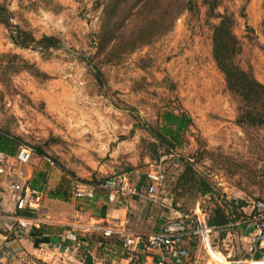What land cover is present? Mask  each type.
Listing matches in <instances>:
<instances>
[{
	"label": "rangeland",
	"instance_id": "obj_1",
	"mask_svg": "<svg viewBox=\"0 0 264 264\" xmlns=\"http://www.w3.org/2000/svg\"><path fill=\"white\" fill-rule=\"evenodd\" d=\"M101 1L0 0L14 12L16 24L37 37L53 35L62 41L58 49L21 48L0 24V55H8L0 67V127L19 137L20 145L46 152L26 167L33 179L46 173L44 188L53 189L67 176L72 192L77 183L129 169L137 182L166 167L171 181L181 171L175 165L190 163L215 191L214 197L199 195L192 213L200 207L208 217L218 195L227 201L264 199V126L238 123L241 103L213 57L219 19L208 15L202 0H193L194 11H163L169 0H162L158 11H141L146 0H130L120 11L128 44L122 43L121 57L110 61L105 55L114 42L98 53ZM183 1L186 5L188 0ZM216 11L234 18L242 46L236 60L264 83V0H219ZM154 22L150 31L156 37L145 45L139 40L133 48L136 43L130 40ZM13 55L25 60L23 69ZM93 65L100 67L103 82ZM165 110L185 111L194 124L183 147L162 163L144 124L157 125ZM174 187L159 188V204H140L145 210L157 204L166 221H175L183 213L174 204Z\"/></svg>",
	"mask_w": 264,
	"mask_h": 264
},
{
	"label": "trees",
	"instance_id": "obj_2",
	"mask_svg": "<svg viewBox=\"0 0 264 264\" xmlns=\"http://www.w3.org/2000/svg\"><path fill=\"white\" fill-rule=\"evenodd\" d=\"M129 1L130 0H103L99 2V4L104 5V7L101 27L98 33V53L102 54L106 52L109 44L114 42L105 55L107 57L106 60L113 61L114 58L121 57L120 55L123 53V49L121 48L122 43L128 44L129 39L124 38L127 32L123 28V22L120 24V11H122V6L128 4ZM202 3L208 8L207 12L211 18L219 19L218 23L214 25L213 30V57L219 70L225 75L228 89L241 103L238 123L243 126H264V83L258 81L251 72L243 69L236 60L238 55L242 52V46L239 38L234 32V18L229 14H222L216 11L219 7V0H202ZM162 4V0H146L141 7V11H158ZM195 7L193 0H188L186 5H184L183 0H169L163 11H183L185 9L194 11ZM14 19L15 14L9 8L8 4H0V24L5 25L9 29L10 38L16 46L37 50L58 49L62 46V41L59 37L53 35H42L41 37H37L31 30L16 24ZM156 24V22L151 23L149 29L146 32L142 30L138 36L135 34V38L130 40L129 44L136 43L133 48H137L139 40L142 45L150 43L151 40L156 37L155 33L150 31ZM132 34L134 33H130L129 35ZM7 56L8 55H0V67L2 66L3 59ZM13 58H17L21 61V64H19L20 69L25 67L26 62L23 58H20L18 55H13ZM93 67L96 71L98 80L103 82V73L100 67L97 65H93ZM193 124L194 120L190 114L185 111L175 112L172 110L163 111L157 125L150 123L144 124L146 130L155 139L151 144L154 146L157 161L162 163L167 161L169 158H164L165 156H168L169 153L176 148L183 147L188 129L193 126ZM20 142L19 137L0 127L1 152L12 157L15 156L20 147L25 145H20ZM31 147L34 149L33 157L35 155L47 156L46 152L41 147ZM161 149L165 150L164 155L160 153ZM52 163L53 162H51V164ZM175 167L177 169L179 168L181 171H179L176 178L171 181L169 180L171 176L168 175L166 167L162 169L166 175V179L159 188L174 184L175 187L171 194H173L175 206L183 215L191 214L192 210H190V207L196 205L198 196L212 195L214 197V188L207 179L197 175L192 164L188 163L187 165H183L182 163L181 165H175ZM131 170L133 169H129L128 171ZM128 171L122 172L119 175L128 173L138 186L148 187L150 185L147 173L142 175L136 182L132 177V173L130 174ZM45 176L46 173L40 172L35 175L34 179L32 177L30 180L32 188L38 191L44 190L51 199L69 201L73 198V190L72 192L70 191V183L67 176L63 177L61 183L53 189L44 188L42 180H45ZM114 177L95 178L92 181H87L85 184H100ZM183 198L190 203H187L188 205L183 203ZM137 199L140 198L137 197ZM256 199L264 201V199ZM245 202L227 201L224 197L218 195L217 202L211 210L210 215L207 217L209 226L213 228H224L225 226L246 218L244 210L247 206H251V204L249 200ZM29 209L30 208L20 209V213L25 216H34L35 214ZM252 214L253 212H251V216ZM69 230L66 231L63 227L43 224L39 228H32L31 233L34 236L47 238L63 235L64 232L67 234ZM102 237L104 236L102 235Z\"/></svg>",
	"mask_w": 264,
	"mask_h": 264
},
{
	"label": "crops",
	"instance_id": "obj_3",
	"mask_svg": "<svg viewBox=\"0 0 264 264\" xmlns=\"http://www.w3.org/2000/svg\"><path fill=\"white\" fill-rule=\"evenodd\" d=\"M27 172L33 176L31 170ZM13 180L17 179L0 174V264H133L135 259L144 264L161 261L164 264H206L208 261V253L199 239H187L190 255L184 259L163 247L141 245L125 249L123 235L107 238L100 233L86 234L73 229L75 222L96 221L113 226L127 224L134 236L155 234L161 232L167 222V215L156 209L160 208L157 204L145 210V205L140 204L144 200L137 197H121L112 203L104 191L98 192L94 200L73 197L62 201L49 198L42 190L41 200L29 209L35 215L25 216L17 206V195L11 188ZM251 212L252 206L245 208L248 217L225 226L221 235L216 231L212 236L213 244L230 259H252L254 264H264L263 249L254 254L250 252L251 244L246 235L251 229ZM43 224L70 229L67 234L77 232L80 245L71 241L65 232L57 237L34 236L32 228Z\"/></svg>",
	"mask_w": 264,
	"mask_h": 264
},
{
	"label": "built area",
	"instance_id": "obj_4",
	"mask_svg": "<svg viewBox=\"0 0 264 264\" xmlns=\"http://www.w3.org/2000/svg\"><path fill=\"white\" fill-rule=\"evenodd\" d=\"M34 149L29 145H22L15 156L0 151V174L8 175L12 181L11 188L17 195V206L19 209L34 208L42 197V192L32 188L26 167L32 162ZM164 158H168L167 156ZM53 164V163H52ZM150 180L148 187L138 186L128 173L118 175L100 184H82L77 183L73 190V197L77 199L94 200L97 193L104 191L108 200L115 203L121 197H139L140 200L158 202V190L163 185L166 175L163 170H152L147 172ZM252 206L251 229L247 232V237L251 244L250 252L255 253L259 249L264 250V201L257 199L249 200ZM172 218V217H171ZM171 218L166 222L161 232L151 235L130 234L126 225H105L96 221L75 222L73 226L76 231L83 233H100L104 237H113L123 235L124 248L139 247L145 245L153 248H166L169 252L181 258H187L190 255L186 241L189 238L199 239L208 253L206 264H254L253 260L236 261L230 259L224 252L213 244V234L219 228L210 227L207 221V215L201 211L200 207L192 214H181L175 221ZM224 230V228H220ZM220 231V230H219ZM68 238L80 245L77 232L67 234ZM133 264L140 263L138 259ZM156 264H164L163 261Z\"/></svg>",
	"mask_w": 264,
	"mask_h": 264
}]
</instances>
